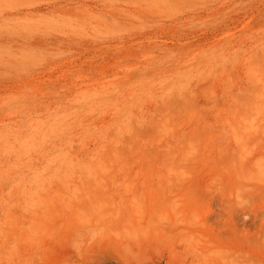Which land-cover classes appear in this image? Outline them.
<instances>
[{"label":"rangeland","instance_id":"rangeland-1","mask_svg":"<svg viewBox=\"0 0 264 264\" xmlns=\"http://www.w3.org/2000/svg\"><path fill=\"white\" fill-rule=\"evenodd\" d=\"M210 263L264 264V0H0V264Z\"/></svg>","mask_w":264,"mask_h":264},{"label":"bare ground","instance_id":"bare-ground-1","mask_svg":"<svg viewBox=\"0 0 264 264\" xmlns=\"http://www.w3.org/2000/svg\"><path fill=\"white\" fill-rule=\"evenodd\" d=\"M176 206V205H175ZM182 211V210H181ZM181 213V212H180ZM176 215H177V213H176ZM184 218V217H183ZM134 234V233H133ZM139 236V235H138ZM131 237H133V236H131ZM130 237V238H131ZM138 238V237H137ZM127 240V239H126ZM197 240V239H196ZM131 241V240H130ZM137 241V240H136ZM127 242V241H126ZM135 242V241H134ZM198 245H199V243H198ZM204 246V245H203ZM208 246V245H207ZM210 246V245H209ZM205 249H206V247H204ZM204 253V252H203ZM208 255V254H207ZM201 257V256H200ZM216 257V256H215ZM202 258V257H201ZM196 259H197V257H196ZM200 260V259H199ZM202 260V259H201ZM213 260H215V259H213ZM211 264V263H210Z\"/></svg>","mask_w":264,"mask_h":264}]
</instances>
